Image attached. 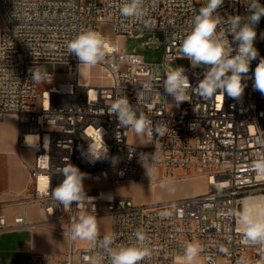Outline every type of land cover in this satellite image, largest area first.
I'll return each mask as SVG.
<instances>
[{
    "label": "built area",
    "instance_id": "2783aa9c",
    "mask_svg": "<svg viewBox=\"0 0 264 264\" xmlns=\"http://www.w3.org/2000/svg\"><path fill=\"white\" fill-rule=\"evenodd\" d=\"M122 2L0 0V122L17 116L19 149L35 151L34 164L28 165L27 206L40 209V226L63 235L71 219L81 214L109 216L108 235L115 236L116 244L134 242L137 231L146 234L151 256L142 264H195L197 258L199 264H237L241 259L264 264V248L246 242L239 222L245 199L264 196V175L252 168L264 156V147L254 143L257 136L264 137V94L253 87L254 70L242 81L246 86L240 97L202 98L190 88L188 101L177 105L162 83L178 67L171 64L181 59V38L191 28L194 9L205 0H144L143 18L121 16ZM259 2L264 5V0ZM247 3L224 0L217 12L225 19L247 17ZM255 28L258 63L264 58V17ZM89 29L101 34L108 53L93 67L80 64L66 48L69 40ZM147 35L163 37L162 63L125 51L128 37ZM157 44L155 37L146 43L153 48ZM41 66H62L68 73L63 78L46 71L45 79L34 82L31 70ZM185 70L193 87L203 79L204 68L190 64ZM124 96L162 134L138 135L121 127L109 110ZM90 145L96 150L106 146V155L94 159ZM141 154L154 155L155 164L143 166ZM67 163L88 177L91 187L85 192L92 200L56 207L45 193L62 182L59 170ZM145 167L154 168L152 182ZM186 177L204 178L206 192L161 204L139 203L120 193L136 183L153 189L161 181ZM165 211L171 215L161 217ZM28 227L26 211L10 222L0 207V233ZM67 239L68 250L59 264H88L91 256L104 255L89 242L80 246ZM189 243L203 249L193 261L184 257ZM29 264H50V259L33 254Z\"/></svg>",
    "mask_w": 264,
    "mask_h": 264
},
{
    "label": "clouds",
    "instance_id": "9594fccd",
    "mask_svg": "<svg viewBox=\"0 0 264 264\" xmlns=\"http://www.w3.org/2000/svg\"><path fill=\"white\" fill-rule=\"evenodd\" d=\"M224 0H205L202 7L194 16L190 30L181 38V59H187L193 68L205 69L203 79L193 87L183 66L169 71L165 75L162 86L175 103L179 105L188 101L189 89L202 98H211L215 95L240 97L245 89L242 82L250 72L252 61L259 56L258 49L254 46L257 33L255 26L264 17V5L259 0H248L247 8L250 15L247 17L229 16L227 19L220 16L217 9ZM120 15L130 18H143L147 13L144 0H123ZM231 36L230 41L228 37ZM233 44L236 46L233 47ZM67 52L74 55L80 64L89 67L96 66L106 60L108 55L106 44L100 33L94 30H84L69 40L66 45ZM32 80L39 82L47 77L43 67L32 70ZM253 87L264 94V58H260L253 73ZM123 128H131L138 135L155 131L162 134L160 127H153V121L137 109L124 96L115 101L110 108ZM254 143L264 147V137L257 136ZM90 155L94 159H101L107 153L106 146L100 150L90 145ZM140 162L143 166L147 163L155 164L154 155L141 154ZM252 168L260 175H264V156L258 157ZM146 174L153 180L154 168L145 167ZM64 177L50 195L56 202V207L70 208L73 202L77 205L91 199L86 195L83 181L85 174L71 163H67L59 170ZM171 184V180L161 183V187ZM253 203H244L239 213V222L246 242L264 248V198H250ZM171 213H160L161 217H168ZM70 241H87L93 248L99 247L103 256L96 254L89 258L88 264H142L151 256L150 242L146 234L137 231L134 233V242L116 244L115 236L105 235L99 239L97 219L93 215L81 214L73 217L69 229L64 232ZM203 251L199 244L189 243L185 246L184 257L187 261L195 260ZM222 251H225L222 249ZM237 264H247L241 259Z\"/></svg>",
    "mask_w": 264,
    "mask_h": 264
},
{
    "label": "crops",
    "instance_id": "0c3cea01",
    "mask_svg": "<svg viewBox=\"0 0 264 264\" xmlns=\"http://www.w3.org/2000/svg\"><path fill=\"white\" fill-rule=\"evenodd\" d=\"M34 161L35 151L19 149L17 116L8 115L0 122V207L10 222L26 211L30 227L0 233V264H29L33 254L47 256L50 264H59L68 250L67 237L40 226V209L27 206L31 201L29 166Z\"/></svg>",
    "mask_w": 264,
    "mask_h": 264
},
{
    "label": "rangeland",
    "instance_id": "374dc122",
    "mask_svg": "<svg viewBox=\"0 0 264 264\" xmlns=\"http://www.w3.org/2000/svg\"><path fill=\"white\" fill-rule=\"evenodd\" d=\"M154 37L158 40L157 46L153 48L146 45V43ZM125 51L130 54H142L144 55L145 60L150 63H162L164 58L163 37L161 35H147L144 38L128 37L125 40ZM189 65L190 62L187 59H179L176 63L171 64L173 68H176L177 66H183L186 69L189 68ZM256 65L257 59L252 61L250 72L255 69ZM43 69H45L47 72H56L60 77L63 78L66 77L68 73V70L62 66H44ZM84 73L85 70L83 71V74ZM94 75H96V72H94ZM132 141L138 143L137 141L139 140L134 138ZM162 182L165 181L158 183L154 189H152L148 184L136 183L134 185L121 188L120 193L124 196H130L139 203H148L154 201L157 204H161L204 194L207 189L205 181L196 177H186L183 179L171 180V184H166L165 187H161ZM83 184L84 189H89L91 187L87 176H85ZM249 202L250 201L247 203ZM97 224L99 235H108L110 233L111 218L109 216L97 218ZM87 243V241H78L80 246H85ZM194 263H200L198 258L194 261Z\"/></svg>",
    "mask_w": 264,
    "mask_h": 264
},
{
    "label": "bare ground",
    "instance_id": "6f19581e",
    "mask_svg": "<svg viewBox=\"0 0 264 264\" xmlns=\"http://www.w3.org/2000/svg\"><path fill=\"white\" fill-rule=\"evenodd\" d=\"M31 139H33V138H31ZM256 197L264 198V196H256ZM252 198H253V197H252ZM248 201H250V202H249L250 204H251V202H253L250 198H247V199H245L244 203H246V202H248Z\"/></svg>",
    "mask_w": 264,
    "mask_h": 264
}]
</instances>
